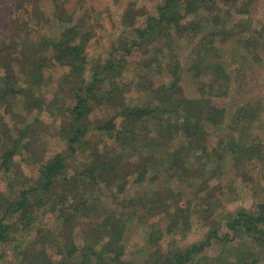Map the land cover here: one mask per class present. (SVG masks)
<instances>
[{"label": "trees", "instance_id": "1", "mask_svg": "<svg viewBox=\"0 0 264 264\" xmlns=\"http://www.w3.org/2000/svg\"><path fill=\"white\" fill-rule=\"evenodd\" d=\"M51 1L56 5L53 16L61 29L59 34L42 42L24 39L18 57L9 54L7 61H2L0 101L8 104L19 100L28 113L34 110L39 116L46 112L59 119L55 131L64 151L40 161L35 177H18L16 189L9 184V196L0 195V264L6 256L3 248L12 244L19 250V258L27 254L21 264H134L121 259L122 236L131 224L128 220L133 222L142 215L150 222L168 220L164 232L169 235H185L190 226L191 215L185 209L180 213L187 215V221L179 215L181 227L174 219L175 212L169 213L179 201L166 203L163 192H150L145 182L155 183L167 168L169 174L203 178L202 184L207 185L204 178L216 172L205 164L211 157L215 164L230 157L240 165L242 159L260 154L258 148L263 145L257 138L252 140L254 147L243 138L247 129L256 125L251 117L258 119L260 109L252 103L236 111L241 112L238 119L244 123L239 140L226 135L218 151L210 147L209 140L221 130L226 117L225 108L214 102L212 93L220 88V81L228 79L214 58L220 53L218 44L230 41L234 28L241 32L250 28L244 25L247 21L228 25L230 9L241 0H164L155 14L147 15L142 27H133L130 39L118 41L104 62L91 66L86 52L91 32L82 26H68L73 19L63 9L67 1L60 5L61 0ZM253 2L241 3L236 12L248 19ZM193 40L195 58L188 73L196 85V97L186 96L177 60L169 59L165 64L171 76L168 83L153 85L145 83L143 77L139 82L125 80L124 72L134 56L142 59L132 64V70L159 68V56L167 53L174 59L171 52L179 43ZM56 68L67 70L57 81L55 93L46 97L41 94L50 82L46 71ZM208 68H214L211 78L204 73ZM37 115L12 136L10 131L0 133V137L4 135L0 138V169L6 175L17 155L34 149L41 125ZM193 162L198 164L196 168L191 167ZM72 164H77L75 169ZM239 165L235 167L240 169ZM129 177L134 178V192H128ZM219 208V203L213 205V219L221 217ZM208 212L203 211L201 220ZM45 216L54 218L55 229L40 221ZM222 218L221 224L212 221L198 242L183 247L172 244L165 254L153 251L152 262L264 264V205H257L254 211L225 213ZM151 231V235L156 231L162 234L156 227ZM53 235L62 239L61 243ZM28 236L31 238L25 241ZM234 241L242 247L229 251ZM213 246L224 250L216 257H207L205 252ZM47 250H51L50 255Z\"/></svg>", "mask_w": 264, "mask_h": 264}, {"label": "rangeland", "instance_id": "2", "mask_svg": "<svg viewBox=\"0 0 264 264\" xmlns=\"http://www.w3.org/2000/svg\"><path fill=\"white\" fill-rule=\"evenodd\" d=\"M65 1L67 4L63 5V9L71 14L73 19L68 26L73 24L82 26L92 34L86 46L87 56L92 66L95 62H104L113 48L112 46L116 45L118 41L125 42L130 39L133 27H142L141 23H144L147 15L155 14L157 6L164 0H61L58 5ZM253 1L252 5L248 7L250 13L248 19L246 14L236 12V8L240 7L241 3H246L247 0H241V3L236 4L235 9H230L228 25L231 26V23L237 24L240 21H243L244 24L247 21L248 23L244 25L249 26L250 29L241 32L234 28L235 36L230 41L219 42L220 53L214 56L218 67H221V70H224L228 75V79L225 77L224 81L218 83L220 88L212 90L214 102L225 108L226 117L222 122L221 130L214 137L210 135L209 140L210 147L216 151H218L220 141H223L226 135L227 137L233 135L236 140H239L243 135L241 132L244 130V123L238 119L242 115L241 112L237 113L236 111L240 107L252 103L254 108L260 109L258 119L251 117L255 119L256 125L250 126L243 138L248 145L253 147L255 144H252L254 143L252 140L257 138L263 145L258 148L260 154L249 160L242 159L240 165L235 164L230 157H225L221 164H215L211 157L205 164L216 172H207L208 175L204 178V180L208 179L207 185L202 184L203 178L201 180L193 179L191 174L187 173L178 175L173 172L169 174L167 168L162 171L155 183L145 182L144 187L150 192L157 190L163 192L162 198L166 203L171 201L172 204H175L179 201L176 206L170 208L169 213L175 212L177 217L174 219L179 227L183 222L182 218L187 221V215L180 213L181 209H185L191 215L190 226L185 235H169L164 232L166 225H169L168 220L167 222L164 219L145 221L144 215L141 216V219H135L133 222L128 220V223L131 224L128 225L121 241L124 252L122 260L134 262V264H154L151 258L153 251L159 249L157 253L165 254L172 244L183 247L198 242L204 239L208 225L212 221L215 224L217 221L222 223L225 213L233 214L240 209L254 211L257 205H264V0ZM219 5L221 6V4ZM55 9L56 5L51 0H0V72L4 71L2 67H5V63L2 61L6 62L9 54L13 56L15 54L14 58L18 57L17 53L24 39L42 42L46 37L59 34L61 29L56 27L55 15L57 13ZM205 25L208 26V23ZM36 31H41V33ZM195 45L194 40L189 43L182 41L174 51L171 50L174 59L167 53L157 58L160 64L159 68L157 66L141 71L132 70V64L140 62L142 59L140 56H134L129 59V69L124 72L125 80L127 83L139 82L140 77H143L142 80L144 79L145 83L151 81L153 85L161 84L163 81L168 83L171 76L165 69V64L169 59L177 60L180 65L178 73L182 75L181 86L186 96L196 97L197 88L191 79V74L188 73V65L195 58L193 54ZM14 69L17 71L15 66ZM66 70V68H56L46 71V74H49L50 82L48 87L42 88L41 94L50 97L55 93L57 81L66 73ZM204 73L208 75V78H211L214 68H208ZM18 99L22 100V98L16 100ZM5 102L0 101V133L10 131L9 135L12 136L17 129L32 122L37 112L34 110L31 113L26 112L19 100L8 104ZM38 119L41 125L37 129L39 134L34 142V149L31 152L30 150L23 151L21 155H17L13 160L12 171L9 174L6 175L3 169H0V195L3 198L10 195L9 184L12 183V187L17 188L18 177H35L40 161L47 160L64 151V143L56 137L55 131L60 120L50 117L46 112L40 114ZM3 136L1 135L0 138H4ZM219 150L223 152V149ZM226 153L227 151L224 152L225 155ZM203 163L200 162V165ZM237 165L240 169L235 167ZM76 166L77 164H72V169H75ZM197 166L196 162L191 165L194 168ZM9 176L11 178H8ZM133 179V177L128 178V192H134L136 189ZM215 203L220 205L218 212L221 213V217L218 215L216 219H213L214 214H211V210ZM107 205L111 207L112 204L107 203ZM206 209L209 212L203 214L202 217H205V220H201L200 215ZM40 221L55 229L53 217L45 216ZM153 227L161 230L162 234L158 235L159 233L156 231L151 235ZM31 236H28L25 241H28ZM53 236H56L58 243H61L62 239L57 235ZM13 245L3 248L6 256L1 260V264H21L27 256V254H23L19 258V250L13 249ZM229 245V251H235L242 247V244L237 241ZM223 250L221 247L213 246L205 252V255L216 257ZM46 252L51 254V250Z\"/></svg>", "mask_w": 264, "mask_h": 264}]
</instances>
